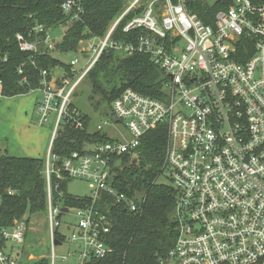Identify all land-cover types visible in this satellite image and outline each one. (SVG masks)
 Masks as SVG:
<instances>
[{
	"label": "built area",
	"instance_id": "built-area-1",
	"mask_svg": "<svg viewBox=\"0 0 264 264\" xmlns=\"http://www.w3.org/2000/svg\"><path fill=\"white\" fill-rule=\"evenodd\" d=\"M139 1L89 54L80 51L89 61L77 80L66 76L48 80L47 72L42 73L39 124L53 121L45 167L46 226L52 247L75 244L78 249L68 256L74 255L76 264H91L111 254L112 208L139 211L135 200L113 186L120 164L114 159L136 160L142 139L163 128L168 138L161 177L176 193L177 237L162 264H264V0H231L213 25H205L187 0H160V7L152 2L124 28L125 33L141 32L140 38L126 45L114 41L120 22ZM75 6L70 1L63 9L69 12ZM18 39L23 51L37 52V43ZM46 44L52 49L49 35ZM109 49L148 56L167 76L165 99L126 89L113 101L112 117L97 126L98 132L109 130L108 138L85 144L82 152L72 153L56 169L58 158L52 148L64 126L76 130L85 126L84 115L71 109V98ZM78 63L75 59L70 64L75 75ZM1 93L0 84V97ZM61 170L69 181L88 183L91 196L82 198L87 201L83 207L56 202L51 181L53 176L65 179ZM59 196L64 198V193ZM2 224L0 215V264H26L13 250L6 254V243L26 247L32 227L26 219L16 220L9 229ZM63 224L69 236L60 232ZM68 256L63 260L69 261ZM33 259L30 255L28 260Z\"/></svg>",
	"mask_w": 264,
	"mask_h": 264
},
{
	"label": "trees",
	"instance_id": "trees-1",
	"mask_svg": "<svg viewBox=\"0 0 264 264\" xmlns=\"http://www.w3.org/2000/svg\"><path fill=\"white\" fill-rule=\"evenodd\" d=\"M70 1L76 6L66 12L63 6ZM187 1L189 9L205 25H213L216 15L231 5V0H218L214 5L206 0ZM124 3V0H0L1 97L14 98L39 91L43 87V72H47V79L51 80L58 70L64 69L75 80L71 65H66L53 54H78L83 43L104 38L112 24L125 13ZM161 4L156 5L160 7ZM147 6L135 8L125 15L113 35L114 41L126 45L140 38L141 32L125 33L124 28ZM58 27L66 30L62 43L50 49L46 44L49 31ZM39 28L41 30L37 32ZM19 36L29 43H37V52L23 51ZM87 77L92 86L89 99L93 101L95 95L101 97L104 103L102 114L107 119L112 117L113 101L126 89L165 99L167 76L143 54L128 55L114 49L106 50ZM71 109L81 112L73 104ZM83 115V130L64 126L55 141L52 155L58 158L56 169H61L63 160L72 153L82 152L85 144L101 143L108 138L106 132L92 129L89 116ZM167 138L166 130L159 128L142 139L136 160L126 156L114 159L120 164L115 168L113 186L119 193L135 200L139 211L132 213L125 206L112 208L114 227L108 240L112 252L105 259L94 260L91 264H162L168 257L177 237V223L176 193L171 186L160 182ZM45 167L43 159L15 157L7 152L0 154V215L4 229L13 227L16 220L27 215L36 220L47 215ZM61 174L65 178L62 170ZM69 182L66 178L59 181L53 176L52 195L57 203L63 202L67 208L83 207L87 203L85 199L67 193ZM57 185L58 191L55 190ZM60 192L64 193V198L59 196ZM29 236L28 233L27 241L31 244L34 239ZM12 250L27 253L25 259L20 258L22 263L51 264L44 254L31 252V247ZM30 255L35 260L29 261Z\"/></svg>",
	"mask_w": 264,
	"mask_h": 264
},
{
	"label": "rangeland",
	"instance_id": "rangeland-1",
	"mask_svg": "<svg viewBox=\"0 0 264 264\" xmlns=\"http://www.w3.org/2000/svg\"><path fill=\"white\" fill-rule=\"evenodd\" d=\"M137 0H124L125 12L129 10ZM196 1V0H191ZM210 5H214L218 0H206ZM74 2V1H73ZM152 2L156 4L161 3L160 0L142 1L136 5V8L144 5H150ZM65 29L58 27L49 31V41L53 45L57 46L62 43ZM98 40H92L90 42L83 43L81 51L89 54L91 47L97 44ZM55 57L60 58L66 65H70L75 59L79 60L77 66H75V78L77 80L82 75L83 70L86 68L88 61L81 54H67L60 55L57 53L53 54ZM70 71V70H69ZM56 78L66 76L72 80V77L65 70H58L56 72ZM72 74V71H71ZM91 84L88 77L83 79L75 90L71 102L82 114L88 115L90 118V126L96 130L99 124H103L106 117L103 116L102 111L104 109V103L102 104L100 96H94L93 101H90L89 96L91 95ZM42 99L41 92L30 93L29 95L17 96L14 98H3L0 97V141H6V139L12 143L9 153L10 155L21 156V157H36L47 161L48 155L50 154V143L52 135V123L50 122L47 126H41L39 124V114L35 112L34 102L37 103ZM102 104V105H100ZM121 126V125H120ZM107 134L109 130L105 131ZM3 143L0 142V154L3 153ZM160 182L169 185L168 181L162 175ZM67 193L74 197L89 198L91 191L87 182L80 180H72L67 184ZM24 219L29 220L30 227L29 238L33 242L27 241V249L29 245L31 252H39L50 260L51 264H76V258L74 255L68 256L69 253H74L78 247L75 244L69 242H63L59 246L52 247L51 238L48 233L46 226V216L39 217L38 220L34 219L29 215L25 216ZM31 219V220H30ZM74 217L69 215V222H73ZM60 232L69 236L70 231L67 229L65 224L60 228ZM18 250L17 245L9 243L6 247V254L9 255L11 250ZM15 256L20 255L21 259H25V252L15 251ZM68 256L69 261H64L63 257ZM35 260V259H33Z\"/></svg>",
	"mask_w": 264,
	"mask_h": 264
},
{
	"label": "crops",
	"instance_id": "crops-1",
	"mask_svg": "<svg viewBox=\"0 0 264 264\" xmlns=\"http://www.w3.org/2000/svg\"><path fill=\"white\" fill-rule=\"evenodd\" d=\"M39 103V102H38ZM38 103L35 101L34 102V109H35V112H37V106H38ZM51 140H52V135H51ZM1 143H3L2 145H3V148H2V151H3V153H5V152H7L9 155H10V153H9V150H10V147H11V145H12V143L11 142H9L7 139H6V141H0ZM50 145H51V143H50ZM1 150V149H0ZM50 152H51V147H50ZM50 155V154H49ZM48 155V156H49ZM11 156H15V155H11ZM15 157H21V156H15ZM26 158H36V157H27V156H25ZM48 159V158H47ZM32 257L35 259V257L32 255ZM29 259V258H28Z\"/></svg>",
	"mask_w": 264,
	"mask_h": 264
},
{
	"label": "water",
	"instance_id": "water-1",
	"mask_svg": "<svg viewBox=\"0 0 264 264\" xmlns=\"http://www.w3.org/2000/svg\"><path fill=\"white\" fill-rule=\"evenodd\" d=\"M114 122L118 123V122H120V120L119 119H114ZM57 244H58V242H57Z\"/></svg>",
	"mask_w": 264,
	"mask_h": 264
}]
</instances>
